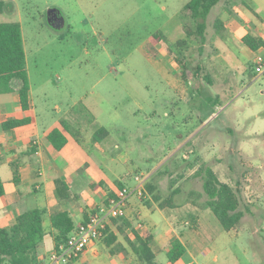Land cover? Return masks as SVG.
Masks as SVG:
<instances>
[{
    "label": "rangeland",
    "instance_id": "1",
    "mask_svg": "<svg viewBox=\"0 0 264 264\" xmlns=\"http://www.w3.org/2000/svg\"><path fill=\"white\" fill-rule=\"evenodd\" d=\"M188 1L4 0L0 22L21 24L39 113L47 107L49 114L61 119L67 115L63 110L78 104L71 129L79 133L102 126L110 133L102 146L130 166L120 179L123 186L132 184L131 170L144 182L159 170L176 167L178 173L172 178H160L164 191L172 179L184 176L177 175L187 171V161L206 138L213 141L220 157L204 163L216 164L221 180L233 185L246 175L250 181L258 176L264 180V77L254 80L257 76L251 68L244 78L227 75L226 87L220 84L223 78L210 77L209 83L204 77L211 76L217 64L223 67L212 50L219 35L213 23L227 16L236 0H220L213 7L202 50L191 40L187 57H181L173 43L186 39L185 26L192 25L183 11ZM49 7L58 8L65 17L62 29L47 23ZM157 32L165 38L158 59L144 57L142 46ZM175 56L182 63L188 61L194 74L200 65V73L192 77L188 71L189 80L184 81ZM233 92L237 97H231ZM239 145L249 154L252 167L244 156L226 154L230 147L240 150ZM194 182L201 187L199 177ZM249 238L254 245L264 246V226ZM248 244L237 241L239 247ZM235 255L241 259V253ZM235 255H221L216 264H239ZM158 260L167 263L165 255Z\"/></svg>",
    "mask_w": 264,
    "mask_h": 264
},
{
    "label": "crops",
    "instance_id": "2",
    "mask_svg": "<svg viewBox=\"0 0 264 264\" xmlns=\"http://www.w3.org/2000/svg\"><path fill=\"white\" fill-rule=\"evenodd\" d=\"M231 4L229 14L221 18L224 29L212 45L215 57L219 58L223 67L217 64L210 77L217 81L223 78L220 84L225 87L229 84L227 75L244 78L251 71L254 56L264 52V46L251 50L242 41L246 34L264 41V0H236ZM155 47L158 59L160 44ZM141 53L143 55L142 50ZM26 68L30 83L29 109H21L16 90L0 93V179L4 188L0 196V226L13 225L16 216L24 211L44 209L43 228L46 234L37 247L40 263L55 248V230L49 222L51 212H68L76 227L91 212L98 211L107 203L109 192H117L116 182H122L120 179L125 172H130V166L110 154L109 148L102 146L101 142L108 139L109 132L102 141L94 142L93 130L82 129L79 133L73 129V132L64 130L60 117L49 114L47 107H43L41 115L34 98L27 59ZM12 86L16 89L18 83L13 81ZM232 95L234 92L231 97H237V94ZM69 108L63 110L62 114H67ZM24 116L29 118L27 124L8 130L2 128L4 121ZM54 128H58L67 140L60 150L54 149L47 139V134ZM205 141L203 147L196 151L200 164L209 163V158L220 157V152L213 149V141L209 138ZM116 146L115 143L113 149ZM239 149L230 147L226 154L230 158L242 155L249 160V154L243 151L241 145ZM246 164L253 166L250 160ZM208 165L217 174L216 164ZM197 167L198 164L193 169L182 171L184 176L165 185L164 191L159 185V178L156 183L158 200L145 188L148 176L144 178L143 197L132 192L139 183L135 181L136 173L131 170L132 184L123 186L130 192L125 213L121 217L123 221L118 220L119 224H115L113 218L107 219V230L115 241L110 245L103 239L102 242L96 241L70 264H142L126 242V239H134V232L142 238L152 237L151 247L157 259L161 255L167 257L173 239L180 240L185 246V252L179 259L173 263L168 258L167 263L158 260L161 264H216L221 255L227 257L228 253L235 255L237 252L241 253V259L235 255L239 264H264V246L254 245L249 238L260 233L264 226V180L258 176L250 181L246 175L243 181L239 183L236 180L233 185L218 176L238 192L240 209L243 211L240 224L226 231L205 205L202 188L196 187L194 179L199 176L192 177V174ZM13 170L17 171L16 181ZM177 171L167 175V178H172ZM56 180L65 184L60 196L57 194ZM177 189L179 191L175 194ZM144 197L146 199H142ZM237 241H247L249 244L240 248Z\"/></svg>",
    "mask_w": 264,
    "mask_h": 264
},
{
    "label": "trees",
    "instance_id": "3",
    "mask_svg": "<svg viewBox=\"0 0 264 264\" xmlns=\"http://www.w3.org/2000/svg\"><path fill=\"white\" fill-rule=\"evenodd\" d=\"M220 0H189L183 7V11L188 15L192 25L185 26L186 39H179L174 41L173 46L177 49V53L181 57H187L185 51L191 48L190 41L198 43V51L200 52L206 41V21L209 13L213 7L219 3ZM5 2L0 0V13L4 11ZM213 26L220 34L224 29L221 18L214 20ZM162 32L151 35L142 46V52L145 57L157 58L156 44L165 42ZM165 37V36H164ZM243 43L251 50H256L260 46H264V41L251 34H246L242 38ZM171 49L169 50V52ZM174 60L181 67V78L189 80L188 71H191L192 77L198 72L200 73L202 67L197 65L194 72L190 69L188 61L182 63L179 58ZM194 74V75H193ZM210 83L209 75H204ZM196 79V78H195ZM17 81L18 86L13 88L12 82ZM16 90L22 110H27L29 104V90L30 83L26 68V55L23 45V38L21 33V26L18 21H3L0 22V93H7ZM217 100L213 102L212 107H215ZM79 107L78 104L72 106L67 115L60 119L61 126L64 130L73 132L71 125L73 123L74 112ZM80 110V108H78ZM203 120V119H202ZM29 118L24 116L19 119L10 118L2 123V128L8 130L17 126L27 124ZM202 122V121H201ZM108 135V131L99 126L93 129L92 139L94 142H100ZM47 139L50 141L54 149L60 150L66 144V137L58 129L54 128L47 134ZM200 158L195 156L192 160L187 161L186 168L193 169L197 164L198 167L192 174V177L199 176L201 178L202 194L205 195V205L213 212L215 217L224 230L236 228L241 221L243 211L240 209L241 199L238 192L228 183L221 181L217 174L213 171L210 165L206 163H198ZM187 169V170H188ZM177 171L176 167L165 168L155 173L153 178L145 182L147 192L153 195L155 200L160 197L157 196L156 183L163 175L170 176ZM183 171H186L185 169ZM184 174V173H183ZM178 178L182 176V172L177 175ZM13 178L16 181L17 171L13 170ZM176 179L171 180L174 183ZM118 190L116 193L109 192V198H117L119 193L123 190V184L120 181L116 182ZM65 188V184L61 180H56L57 194L62 195L61 190ZM177 189L174 191L178 192ZM156 192V193H155ZM4 188L0 179V196L3 195ZM108 198V199H109ZM162 207V203H160ZM44 209H30L24 211L16 216V222L9 227L0 226V264H38L37 247L42 242L45 231L43 228ZM118 220L114 219L115 224H119ZM50 226L55 230L54 241L55 247L59 244L68 243L71 232L75 229L72 219L68 212L62 210H53L49 216ZM120 227V226H119ZM104 237L102 239L107 245L115 241V237L108 232L107 228L104 230ZM134 239H126L131 251L135 254L137 259L142 264H161L152 247V237L147 236L142 238L137 232H134ZM185 252V246L178 239H173L171 246L167 251V258L169 262L173 263L179 259Z\"/></svg>",
    "mask_w": 264,
    "mask_h": 264
},
{
    "label": "built area",
    "instance_id": "4",
    "mask_svg": "<svg viewBox=\"0 0 264 264\" xmlns=\"http://www.w3.org/2000/svg\"><path fill=\"white\" fill-rule=\"evenodd\" d=\"M251 68L257 77H264V52H258L254 56ZM135 179L139 181V186H136L132 192L143 197L145 194L143 178L136 175ZM129 194V189L123 188L117 198H109L102 208L91 212L86 220L75 227L69 236L68 243L59 244L50 252L47 262L43 261L38 264H70L78 259L90 245L104 237L107 219L121 218L124 215Z\"/></svg>",
    "mask_w": 264,
    "mask_h": 264
},
{
    "label": "water",
    "instance_id": "5",
    "mask_svg": "<svg viewBox=\"0 0 264 264\" xmlns=\"http://www.w3.org/2000/svg\"><path fill=\"white\" fill-rule=\"evenodd\" d=\"M47 23L52 28L59 30L65 26V17L58 8L49 7L47 9Z\"/></svg>",
    "mask_w": 264,
    "mask_h": 264
}]
</instances>
